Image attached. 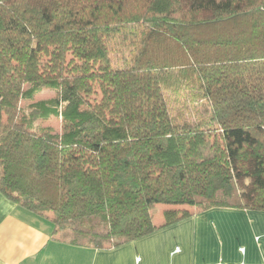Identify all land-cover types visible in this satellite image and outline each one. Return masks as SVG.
I'll return each mask as SVG.
<instances>
[{
	"label": "trees",
	"instance_id": "obj_1",
	"mask_svg": "<svg viewBox=\"0 0 264 264\" xmlns=\"http://www.w3.org/2000/svg\"><path fill=\"white\" fill-rule=\"evenodd\" d=\"M192 1L0 0V190L56 240L111 249L264 210V0ZM185 91L196 120L172 113Z\"/></svg>",
	"mask_w": 264,
	"mask_h": 264
},
{
	"label": "crops",
	"instance_id": "obj_2",
	"mask_svg": "<svg viewBox=\"0 0 264 264\" xmlns=\"http://www.w3.org/2000/svg\"><path fill=\"white\" fill-rule=\"evenodd\" d=\"M0 264H264V210L213 207L99 250L56 240L49 219L0 190Z\"/></svg>",
	"mask_w": 264,
	"mask_h": 264
},
{
	"label": "rangeland",
	"instance_id": "obj_3",
	"mask_svg": "<svg viewBox=\"0 0 264 264\" xmlns=\"http://www.w3.org/2000/svg\"><path fill=\"white\" fill-rule=\"evenodd\" d=\"M184 1L186 2V4L189 5L193 4L192 0H184ZM201 1H206V0H201ZM204 15L211 16L212 11L204 10ZM54 96H55V92L52 89L45 88L35 96L34 100L37 101L41 99H49ZM170 106L172 109V113L176 115L179 120L182 119L196 120L201 116V113L199 114V112H201L203 109L202 104H199V102L192 100L189 97L187 91H185L183 95L179 96L178 98L174 96L171 97ZM44 125L50 126L53 130L58 132H62L65 129V124L60 117H51L44 123ZM239 182L243 187H248L247 185L243 184L242 178L239 180ZM245 182L249 184V179L247 178ZM164 207H165L164 204H158L156 206L155 216L157 220L162 219V211Z\"/></svg>",
	"mask_w": 264,
	"mask_h": 264
}]
</instances>
